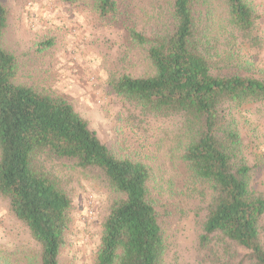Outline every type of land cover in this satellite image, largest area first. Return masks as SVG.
<instances>
[{
    "label": "trees",
    "instance_id": "1",
    "mask_svg": "<svg viewBox=\"0 0 264 264\" xmlns=\"http://www.w3.org/2000/svg\"><path fill=\"white\" fill-rule=\"evenodd\" d=\"M92 3L145 49L149 73H124L109 84L128 123L175 119L164 132L171 183L186 196L207 197L200 244L219 247L220 264H264V191L254 184L264 157L247 155L242 134L250 105L264 103V77L242 73L246 61L232 49L220 56L229 44L222 39L259 47V14L250 0H167L164 12L158 7L155 20L142 25L126 0ZM7 16L0 0V196L38 247L26 264H68L60 259L72 221L68 172L120 194L93 264H165V190L154 169L117 155L64 96L15 81L16 58L1 45Z\"/></svg>",
    "mask_w": 264,
    "mask_h": 264
},
{
    "label": "rangeland",
    "instance_id": "2",
    "mask_svg": "<svg viewBox=\"0 0 264 264\" xmlns=\"http://www.w3.org/2000/svg\"><path fill=\"white\" fill-rule=\"evenodd\" d=\"M1 1L8 12L1 45L16 58L15 81L64 96L117 155L140 158L154 169L155 178L165 190V264H220V248L199 242L201 206L207 197L193 193L186 196L171 183L174 173L167 162L170 153L164 132L175 126V119L130 124L121 99L111 90L109 81L118 75L140 76L151 71L145 49L130 42L120 26L101 19L93 9V0ZM166 1L126 3L140 16L142 25L155 20L158 7L164 12ZM250 2L259 14V47H248L240 38L222 39L229 44L220 46V56L232 49L246 61L242 73L264 77V0ZM250 108L249 122L242 124L245 152L260 161L264 157V103ZM63 179L72 197V221L60 259L68 264H93L103 221L120 194L100 180L75 172H68ZM254 184L264 191V163L255 172ZM37 248L27 227L12 215L7 200L0 196V264H26Z\"/></svg>",
    "mask_w": 264,
    "mask_h": 264
}]
</instances>
